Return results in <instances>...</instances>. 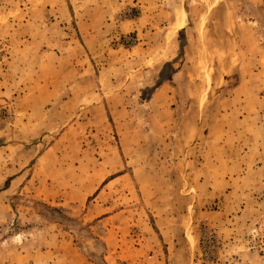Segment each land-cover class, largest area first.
Here are the masks:
<instances>
[{
	"label": "rangeland",
	"instance_id": "374dc122",
	"mask_svg": "<svg viewBox=\"0 0 264 264\" xmlns=\"http://www.w3.org/2000/svg\"><path fill=\"white\" fill-rule=\"evenodd\" d=\"M0 202L52 264H264V0H0Z\"/></svg>",
	"mask_w": 264,
	"mask_h": 264
},
{
	"label": "crops",
	"instance_id": "0c3cea01",
	"mask_svg": "<svg viewBox=\"0 0 264 264\" xmlns=\"http://www.w3.org/2000/svg\"><path fill=\"white\" fill-rule=\"evenodd\" d=\"M0 208H2L3 206H7V203L5 202H0ZM4 218H2V216H0V220H2ZM15 237H24L26 240H28L26 238V236H21L20 234H16ZM4 239V241H3ZM68 239V237H67ZM12 238L11 239H7L4 237H0V259L3 261L2 264H18L19 261H25L26 264H52L51 262L48 261L49 257L48 254H38L37 251H32L33 246L29 247L28 249L26 248H21V254H15L14 253H8V248L7 245L10 244ZM5 243V244H4ZM57 245L59 246H63L60 245V243H57ZM67 245L66 248L69 249L70 254L64 255L63 253L59 254V257L57 258V261H54L53 263L59 264V263H64V264H71L72 263V257H73V261H78V257H80L81 259H85L80 253H78L76 248H73L74 243L73 242H69V244H64ZM24 249V250H22ZM32 251V253H31ZM44 250L42 249L41 252H43ZM71 251H73V253L71 254ZM156 253L153 255L154 258L156 257ZM35 254V255H34ZM77 257V258H75ZM121 257V256H120ZM55 258V256H54ZM124 258V257H121ZM150 258V256H149ZM48 261V262H46ZM81 262H83V260H80ZM126 261V260H123ZM141 262V261H140ZM136 263V262H135ZM83 264H89V262L87 261V259L84 260ZM136 264H141V263H136ZM154 264V263H152Z\"/></svg>",
	"mask_w": 264,
	"mask_h": 264
}]
</instances>
